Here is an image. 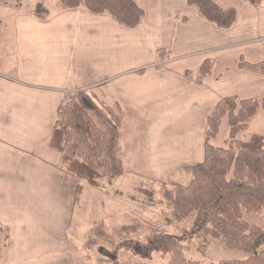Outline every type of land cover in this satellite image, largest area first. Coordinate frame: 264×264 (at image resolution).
Listing matches in <instances>:
<instances>
[{"label": "crops", "instance_id": "1", "mask_svg": "<svg viewBox=\"0 0 264 264\" xmlns=\"http://www.w3.org/2000/svg\"><path fill=\"white\" fill-rule=\"evenodd\" d=\"M136 2L144 10L136 27L82 7L60 8V0L47 16L5 6L1 264H76L84 231L75 213L91 197L105 208L117 197H135L145 183L188 185L205 159L208 119L218 102L264 97V72L241 65L264 61V0H216L237 12L230 29L202 17L188 0ZM161 49L170 56L160 60ZM206 60L212 67L199 81ZM78 91L96 94L119 116L125 173L112 184L105 178L90 185L64 169L51 147L58 108ZM256 134L264 137L262 107L237 137L246 142Z\"/></svg>", "mask_w": 264, "mask_h": 264}, {"label": "trees", "instance_id": "2", "mask_svg": "<svg viewBox=\"0 0 264 264\" xmlns=\"http://www.w3.org/2000/svg\"><path fill=\"white\" fill-rule=\"evenodd\" d=\"M262 2V0H251ZM200 14L220 29H230L236 22L235 9H224L216 0H188ZM60 8H85L95 14H107L118 22L136 27L144 16L136 0H60ZM186 20V18H182ZM170 52L161 49L158 58L164 60ZM241 65L264 72V61ZM206 60L199 73L201 81L211 70ZM264 97L241 99L222 98L209 116L205 159L195 164L188 185H164L163 201L172 208L174 222L194 215L191 231L203 241L214 238L230 249L245 252V259L222 260L219 264H264V225L247 221V213H257L264 219V137L253 135L241 141L238 134L247 129L260 108ZM227 118V146L212 143ZM120 119L117 112L98 96L78 91L58 108L51 147L62 155L61 166L92 186L107 178L113 183L125 173L120 145ZM130 252L144 260L154 253L170 254L168 264H199L185 256L182 238L156 232L144 239L123 240L106 255L113 264H122L119 252ZM149 264V263H145Z\"/></svg>", "mask_w": 264, "mask_h": 264}, {"label": "rangeland", "instance_id": "3", "mask_svg": "<svg viewBox=\"0 0 264 264\" xmlns=\"http://www.w3.org/2000/svg\"><path fill=\"white\" fill-rule=\"evenodd\" d=\"M58 3L59 0H0V18L5 19V6H17L23 10L27 9L29 12L47 16ZM228 136L229 124L226 118L219 134L212 143L216 146H227ZM104 179L100 181V184L105 181ZM164 185L160 183L142 184L139 186L135 197H117L114 201L107 203L105 208L98 204L101 201L96 199L98 202L96 203L95 199L91 197L86 209L75 213V220L78 217L82 218L83 225L81 226L84 231L80 236L82 240L76 241L81 243L82 247L74 256L75 263L113 264L106 255L108 250H114L125 239L136 238L140 240L156 232L181 237L185 245V256L199 262V264H219L226 259L234 260L248 257L245 252L230 249L217 239L208 238L203 241L196 237L191 231L194 215L182 222L172 221L170 216L172 208L166 202H161L163 201ZM94 191L100 193V188H95ZM245 218L251 223L264 225V219L260 214L247 213ZM97 220L102 221L97 222ZM98 223L101 227L100 230ZM102 227H105L106 233H102ZM88 228L89 231H87ZM2 231L5 230L0 224L1 237ZM73 233L76 232L73 231ZM4 249L5 240L0 239V264L3 260L2 254L5 253ZM171 259L172 255L170 254L154 253L152 259L144 260L130 252H119V260L122 264H168Z\"/></svg>", "mask_w": 264, "mask_h": 264}]
</instances>
